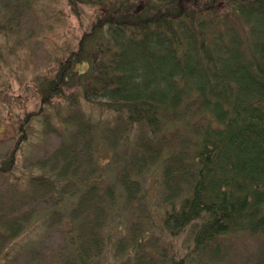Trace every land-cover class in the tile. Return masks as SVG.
<instances>
[{"label": "trees", "instance_id": "1", "mask_svg": "<svg viewBox=\"0 0 264 264\" xmlns=\"http://www.w3.org/2000/svg\"><path fill=\"white\" fill-rule=\"evenodd\" d=\"M65 1L74 14L87 6L99 15L55 74L36 82L42 106L23 118L0 158V174L11 171L34 116L43 134L59 133V124L71 129L28 178L63 205L78 196L64 214L74 248L64 264H100L108 248L131 264H212L229 236L260 242L249 264H264V0ZM37 2L0 0V34L17 33ZM81 102L100 112L97 120ZM103 112L123 124L104 129ZM93 139L111 145L110 164L124 162L112 182L101 174L84 187L78 171L93 164ZM150 175L162 202L152 221L139 200H148ZM119 198L130 204L128 218ZM94 214L104 219L91 222ZM153 221L172 238L188 231L186 247L146 246ZM11 229L0 237L10 240Z\"/></svg>", "mask_w": 264, "mask_h": 264}, {"label": "rangeland", "instance_id": "2", "mask_svg": "<svg viewBox=\"0 0 264 264\" xmlns=\"http://www.w3.org/2000/svg\"><path fill=\"white\" fill-rule=\"evenodd\" d=\"M98 15L96 8L87 6L74 14L65 0H38L36 12L25 15L18 31L16 30L17 33L0 34V158L7 156L12 150L23 118L28 113H35L38 107L42 106L36 82L55 74L61 60L76 50L79 39L84 33L90 31ZM82 69L85 67L83 66ZM55 102L60 110H66L68 105L64 100L58 99ZM8 107L9 110H7ZM79 107L83 113L97 120L100 112L91 104L81 102ZM44 109L45 113L52 112L47 105ZM74 110L76 108L71 109V112ZM103 113L104 129L108 126L113 127L114 124H123L122 121L116 120L113 114ZM33 118L28 123L27 133H25L28 142L23 143L21 151L17 152V159L11 171L0 174V231L1 233L10 232L12 225L16 231V235L12 234L10 240L0 237V264H64L65 260L74 253L72 240L69 239L70 228L67 215L64 214L68 208H73L78 196L66 201L63 205L58 203L56 197L47 195L39 187L28 184L30 175L39 174L41 165H46L62 140L65 141L63 137H70L71 129L64 124H59L58 126L62 128L59 133L43 134L40 118L37 116ZM92 144H94L93 164L88 161L80 167L79 170L82 172L78 171L79 175L77 174L81 177L79 182L84 187L89 180L101 174L112 182L115 168L124 162L123 157L117 156L118 160L110 164L109 158L113 151L107 150L111 149L107 141L93 139ZM105 183L107 182H104L99 189H103ZM145 184L149 186L148 200L144 197L139 200L144 199V203L147 202L149 211L147 215L148 218L151 216L150 221H152L153 215H157V205L162 203L159 196L158 177L156 175L145 177ZM22 200H27L24 206H22ZM100 200L102 206L108 207L106 199L100 198ZM118 204L122 206L123 215L125 214L128 218L130 204L122 205L121 198ZM82 213L83 211H80L78 216L80 219L84 218ZM145 215L146 212H144ZM25 219H28V223ZM89 219L91 222L94 220V223L96 221L100 223L104 217L94 214L90 215ZM153 222L146 246H150L154 251L160 246H166L168 252L172 250L170 246H180L183 249L186 247L188 231L182 237L172 238L158 231L157 221ZM19 227H23L22 230ZM113 229L116 230L117 225L114 224ZM219 243L221 244L220 254L212 264H249L259 252L260 246V242L247 236H229ZM104 246H107V241ZM121 252L124 254L125 250L122 249ZM120 258L123 261L122 264H131L123 257H119L117 251L115 253L109 248L96 259L100 264H119ZM145 260H141L140 263L146 264Z\"/></svg>", "mask_w": 264, "mask_h": 264}]
</instances>
